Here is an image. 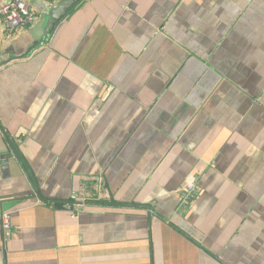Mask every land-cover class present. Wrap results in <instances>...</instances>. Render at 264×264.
<instances>
[{
    "label": "crops",
    "instance_id": "crops-1",
    "mask_svg": "<svg viewBox=\"0 0 264 264\" xmlns=\"http://www.w3.org/2000/svg\"><path fill=\"white\" fill-rule=\"evenodd\" d=\"M28 1L0 24V264H264V0H81L36 47L63 0Z\"/></svg>",
    "mask_w": 264,
    "mask_h": 264
},
{
    "label": "built area",
    "instance_id": "built-area-1",
    "mask_svg": "<svg viewBox=\"0 0 264 264\" xmlns=\"http://www.w3.org/2000/svg\"><path fill=\"white\" fill-rule=\"evenodd\" d=\"M36 22V16L32 12L28 0H8L0 2V24L5 26L8 35L14 34L19 30H25ZM111 88L108 90L110 91ZM200 194L199 177L190 174L184 183L180 193L181 204L188 208L196 201ZM78 196L74 198L76 201ZM71 212L77 213L85 208L84 203L74 202L66 204ZM3 232L9 235L12 230L11 214L9 212L1 215Z\"/></svg>",
    "mask_w": 264,
    "mask_h": 264
},
{
    "label": "water",
    "instance_id": "water-1",
    "mask_svg": "<svg viewBox=\"0 0 264 264\" xmlns=\"http://www.w3.org/2000/svg\"><path fill=\"white\" fill-rule=\"evenodd\" d=\"M80 1L81 0H63L53 5L47 15L36 25L35 30H38V32H44L46 35L44 38H39L36 35L34 47L48 41L53 31Z\"/></svg>",
    "mask_w": 264,
    "mask_h": 264
}]
</instances>
